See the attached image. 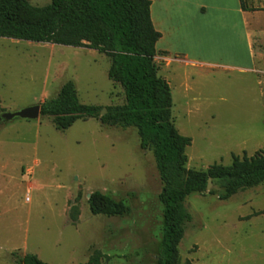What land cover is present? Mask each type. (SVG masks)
<instances>
[{
    "label": "rangeland",
    "instance_id": "rangeland-1",
    "mask_svg": "<svg viewBox=\"0 0 264 264\" xmlns=\"http://www.w3.org/2000/svg\"><path fill=\"white\" fill-rule=\"evenodd\" d=\"M41 7L51 0H28ZM250 3V0H244ZM264 9V0H256ZM241 19L232 13L210 24L209 64L172 63L165 77L171 121L191 140L188 169L229 165L232 155L264 150V10ZM163 62L160 63L162 65ZM109 58L73 48L0 38V264L34 254L47 264H156L162 239V184L150 150L134 128L97 119L55 128L51 118L5 120L4 113L42 104L71 81L79 103L121 106L123 89L107 77ZM192 194L191 221L178 246V264H264V184L226 201ZM99 191L128 207L123 216H93L88 195Z\"/></svg>",
    "mask_w": 264,
    "mask_h": 264
},
{
    "label": "trees",
    "instance_id": "trees-1",
    "mask_svg": "<svg viewBox=\"0 0 264 264\" xmlns=\"http://www.w3.org/2000/svg\"><path fill=\"white\" fill-rule=\"evenodd\" d=\"M239 2L242 11L259 10ZM150 6V0H51L41 7L28 0H0V38L86 47L109 58L107 77L123 89L121 106L106 107L101 115L102 107L79 103L74 84L68 81L55 97L40 104V116L51 118L61 131L87 118L136 130L139 147L151 151L162 184V239L156 264H178V246L191 221L185 208L187 197L205 193L209 180L219 188L221 201L264 184V150L252 156L232 155L229 165L214 163L206 170L186 167L185 151L191 140L180 135L171 121V91L154 61L161 34L152 24ZM87 202L93 216L128 212L123 202L99 191L90 193ZM99 257L95 252L88 264H99ZM19 264L47 263L26 253Z\"/></svg>",
    "mask_w": 264,
    "mask_h": 264
},
{
    "label": "crops",
    "instance_id": "crops-1",
    "mask_svg": "<svg viewBox=\"0 0 264 264\" xmlns=\"http://www.w3.org/2000/svg\"><path fill=\"white\" fill-rule=\"evenodd\" d=\"M150 17L156 31L161 34L156 43L154 61L158 73H165L172 63L188 66L209 64L210 45H203L208 39L210 24L220 21L221 30L226 28L224 19L235 13L241 19L246 47L253 48L254 30H250L247 18H254L264 9H259L256 0L244 4L257 11H242L239 0H150ZM216 25V22H214ZM164 53V54H163ZM163 62L162 65L160 63ZM166 82V78L161 77ZM168 83V82H167ZM169 85V84H168Z\"/></svg>",
    "mask_w": 264,
    "mask_h": 264
},
{
    "label": "water",
    "instance_id": "water-1",
    "mask_svg": "<svg viewBox=\"0 0 264 264\" xmlns=\"http://www.w3.org/2000/svg\"><path fill=\"white\" fill-rule=\"evenodd\" d=\"M106 109L103 108L101 111V115L105 113ZM5 120H12L14 118H20L24 120H36L40 117V105H33L27 108H24L20 111L14 112V113H4L1 116ZM212 186L211 181H208L206 191L210 190V187ZM90 194L87 196L89 198Z\"/></svg>",
    "mask_w": 264,
    "mask_h": 264
}]
</instances>
